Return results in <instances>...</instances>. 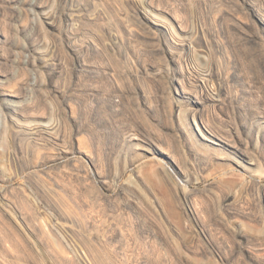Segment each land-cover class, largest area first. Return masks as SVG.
<instances>
[{
  "label": "rangeland",
  "instance_id": "374dc122",
  "mask_svg": "<svg viewBox=\"0 0 264 264\" xmlns=\"http://www.w3.org/2000/svg\"><path fill=\"white\" fill-rule=\"evenodd\" d=\"M0 264H264V0H0Z\"/></svg>",
  "mask_w": 264,
  "mask_h": 264
},
{
  "label": "bare ground",
  "instance_id": "6f19581e",
  "mask_svg": "<svg viewBox=\"0 0 264 264\" xmlns=\"http://www.w3.org/2000/svg\"><path fill=\"white\" fill-rule=\"evenodd\" d=\"M202 135V134H201ZM203 136V135H202ZM205 136V135H204ZM207 139V138H206ZM247 162H252V159H248V161Z\"/></svg>",
  "mask_w": 264,
  "mask_h": 264
}]
</instances>
